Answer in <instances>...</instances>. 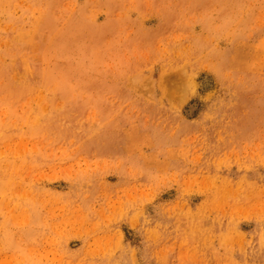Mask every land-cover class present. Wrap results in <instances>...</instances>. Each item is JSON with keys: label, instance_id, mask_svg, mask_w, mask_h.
<instances>
[{"label": "rangeland", "instance_id": "1", "mask_svg": "<svg viewBox=\"0 0 264 264\" xmlns=\"http://www.w3.org/2000/svg\"><path fill=\"white\" fill-rule=\"evenodd\" d=\"M0 264H264V0H0Z\"/></svg>", "mask_w": 264, "mask_h": 264}, {"label": "bare ground", "instance_id": "2", "mask_svg": "<svg viewBox=\"0 0 264 264\" xmlns=\"http://www.w3.org/2000/svg\"><path fill=\"white\" fill-rule=\"evenodd\" d=\"M182 81V80H181ZM199 241V240H198Z\"/></svg>", "mask_w": 264, "mask_h": 264}]
</instances>
